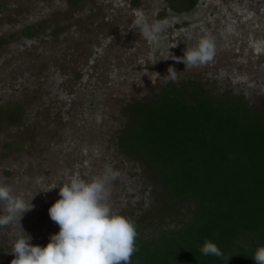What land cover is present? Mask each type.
Returning <instances> with one entry per match:
<instances>
[{
    "label": "rangeland",
    "instance_id": "1",
    "mask_svg": "<svg viewBox=\"0 0 264 264\" xmlns=\"http://www.w3.org/2000/svg\"><path fill=\"white\" fill-rule=\"evenodd\" d=\"M206 36L216 44L211 62L186 69L173 60ZM0 40V185L32 204L0 227L6 264L20 224L34 246L59 233L49 209L73 175L92 181L111 168L109 203L124 216L162 207L152 171L121 147L136 103L169 84L189 96L192 82L214 100L264 108V0H0ZM6 207L0 201V216Z\"/></svg>",
    "mask_w": 264,
    "mask_h": 264
},
{
    "label": "trees",
    "instance_id": "2",
    "mask_svg": "<svg viewBox=\"0 0 264 264\" xmlns=\"http://www.w3.org/2000/svg\"><path fill=\"white\" fill-rule=\"evenodd\" d=\"M190 85L189 96L169 84L130 108L122 150L152 171L163 198L141 219L125 215L138 231L131 264H256L264 245V108L214 100ZM17 119L7 115L9 123ZM206 239L222 257L201 253Z\"/></svg>",
    "mask_w": 264,
    "mask_h": 264
},
{
    "label": "clouds",
    "instance_id": "3",
    "mask_svg": "<svg viewBox=\"0 0 264 264\" xmlns=\"http://www.w3.org/2000/svg\"><path fill=\"white\" fill-rule=\"evenodd\" d=\"M166 26V20L157 21L150 38L158 39ZM215 54V40L206 36L196 46L186 48L181 59L173 60L182 61L187 69L211 62ZM168 73L166 77L177 78L173 67H169ZM115 178L111 168L92 181L73 175L59 188L60 199L49 209L51 220L59 225V233L51 236L46 247L34 246L32 237L20 224L21 235L15 239L11 253L15 258L11 264H131L133 254L139 250L138 231L135 221L114 211L109 203L108 184ZM0 201L7 202V215L0 216V227L11 224L19 214L32 209V204L28 210V205L12 194L9 185H0ZM200 251L205 256H223L217 244L208 239ZM252 259L256 264H264V245L256 249Z\"/></svg>",
    "mask_w": 264,
    "mask_h": 264
}]
</instances>
